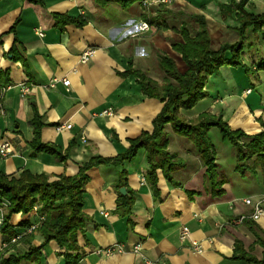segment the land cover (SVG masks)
Returning <instances> with one entry per match:
<instances>
[{"label": "crops", "instance_id": "0c3cea01", "mask_svg": "<svg viewBox=\"0 0 264 264\" xmlns=\"http://www.w3.org/2000/svg\"><path fill=\"white\" fill-rule=\"evenodd\" d=\"M240 1L0 0V71L8 74V82L0 88L9 87L0 97V141H8L12 149V155L0 158V173L18 177L28 171L44 174L49 181L62 175L74 177L91 159L113 160L141 133L150 135L163 103L145 96L132 73L138 72L161 87V57L171 59L183 73L186 65L174 46L183 43V28L189 38L195 37L198 19L205 22L211 51L224 44H240L242 66H224L208 76L203 88L206 97L184 115L194 119L208 114L220 117L232 131L247 136L261 133L264 70L255 67L264 61V26L260 31L246 29L241 36L236 16L221 17L219 9ZM242 11L262 16L264 0H247ZM53 15L82 20L83 25L56 27ZM141 23H146L148 30L140 32ZM86 48L93 54L82 64L80 56ZM63 79L69 80L67 88L61 84ZM52 80H56L54 87L49 88ZM22 87L28 90L25 94ZM35 116L42 124L40 141L65 159L33 152L29 143ZM164 132L166 149L176 156L180 167L166 176L156 170L155 196L146 183L148 165L143 149L119 165L102 163L85 171L81 211L87 222L76 236L77 264H144L129 251L135 244L143 257L157 264L260 261L264 176L259 171L236 172L235 150H228L220 139L218 147L212 145L223 183L213 189L191 141L172 133L169 125ZM122 183L129 191L125 196L118 189ZM245 199L261 202L263 214L257 220L239 221L252 213V207L243 203ZM36 221L31 211L12 215L9 225L17 232L19 224ZM182 227L189 232L185 240L179 237ZM6 238L0 231V244ZM192 242L199 244L200 253L193 250ZM42 243L43 238L33 234L30 242H20L7 255H24L32 247L40 248L39 256L21 264H63L64 249L54 241ZM116 244H124L127 251L96 253Z\"/></svg>", "mask_w": 264, "mask_h": 264}, {"label": "trees", "instance_id": "16d2710c", "mask_svg": "<svg viewBox=\"0 0 264 264\" xmlns=\"http://www.w3.org/2000/svg\"><path fill=\"white\" fill-rule=\"evenodd\" d=\"M37 2V0H29ZM247 0H241L231 6L221 5V17L236 16L240 25L239 33L244 35L246 29L260 31L264 26V15L252 16L245 14L242 7ZM54 25L60 27L66 24H74L77 27L83 25L82 20H75L65 15H53ZM199 28L193 38H189L183 28V43L176 44L175 50L181 55L186 65V70L180 73L173 61L167 57H161L159 67L164 73V83L158 87L155 83L146 79L142 74L133 72L137 79V84L141 92L149 97L157 99L163 103L161 111L153 120V131L149 135L145 132L135 140L130 141L129 149L119 157L111 159L93 158L87 165L79 167L78 173L74 177L59 176L54 181H49L44 174L33 175L28 171L21 172L18 177H8L0 173V203L6 202L3 222L0 231L7 234L5 241H8L17 232H13L9 225L12 215H26L37 206L36 217L42 216L44 219L36 229L35 234L43 238L42 246L49 241H54L64 249L63 264H77L79 260L76 236L81 232L87 218L83 215L82 209V189L87 182L85 171L91 167L102 163L121 164L123 161L131 160L135 157L139 149L145 151L148 169L145 174L146 183L149 185L153 195H156L155 172L160 169L165 176L171 171L180 167L176 156L169 154L166 134L164 128L170 125L173 133L179 137L191 141L197 150L200 160L206 168V178L213 189L220 188L222 181L217 174L215 164V154L213 145L209 139L208 131L216 128L221 141L228 142L235 150V171L239 173L259 171L264 176V121H261L263 131L254 136H247L240 131H232L222 121L220 117H213L208 114H201L196 119V124H189L179 115L178 110H190L199 100L206 97L204 83L208 76L216 73L224 66H242L239 60L241 46L239 43L224 44L218 51L209 49V38L205 22L198 19ZM264 38V36H263ZM256 70H264V61H260ZM8 74L0 71V87L8 82ZM33 139L29 143L34 153L46 152L65 159L54 147L43 144L40 141V129L42 124L37 116L32 120ZM125 188V184H119L118 189ZM128 194L129 191L127 190ZM219 191L217 194H220ZM119 198L125 199L120 196ZM37 222V221H36ZM29 226L27 222L19 224L20 229ZM33 235L21 240L30 242ZM15 246L11 247L13 249ZM6 249L0 258V264H21L23 261L34 259L40 255V248H30L24 255H7ZM6 254V255H4ZM246 261H253L245 259ZM255 264H264V244L263 258L260 261L254 260Z\"/></svg>", "mask_w": 264, "mask_h": 264}, {"label": "built area", "instance_id": "2783aa9c", "mask_svg": "<svg viewBox=\"0 0 264 264\" xmlns=\"http://www.w3.org/2000/svg\"><path fill=\"white\" fill-rule=\"evenodd\" d=\"M170 1L171 0H161V2H164V3H170ZM138 30L140 32L146 31V30H148V25L146 23H141L138 26ZM38 35L41 36V33H38ZM92 54H93V51L90 48H86L80 56V62L82 64L87 63L89 61V59L91 58ZM55 81L56 80H52L49 83L48 87L49 88L54 87ZM61 84L67 88L69 86V80H67V79L61 80ZM8 88L9 87L0 88V97H1V94H3V92L5 90H7ZM27 91L28 90L26 88H24V87L21 88L22 94H25ZM69 128H70V125H67L66 129H69ZM10 155H12V149H11L10 143L6 140H1L0 141V158H6V157H9ZM243 203L247 206L252 207V213L248 216L240 217L239 221H243L246 218L255 221L263 214V209L261 207L260 201L252 202L250 199H245V200H243ZM7 206H8V204L6 202L0 203V226L3 222V216H4V212H5V209ZM37 209H38L37 206H34L32 208V212L36 214ZM101 214L105 217L107 216V213H105V212H101ZM43 219L44 218L42 216L38 217V220L36 223L30 224L29 226L21 228L8 241H3L0 244V258L2 256V253L6 249H9V251H11L10 248L19 244L23 238L35 234L36 229L38 228L39 224L43 221ZM188 235H189L188 229L186 227H182L180 229V234H179L180 239L185 240L186 238H188ZM192 248L197 253L201 252V248H200L199 244L196 242H192ZM126 251L127 250L125 249L124 244H116L112 247L106 248L105 250H98L96 253L97 254L102 253L104 255H110L111 253L121 254V253H124ZM129 251L132 254L139 256L142 259L144 264H157V262L149 261L145 257L142 256V254L140 253L139 244H135V245L130 246ZM6 254H4V255H6Z\"/></svg>", "mask_w": 264, "mask_h": 264}, {"label": "rangeland", "instance_id": "374dc122", "mask_svg": "<svg viewBox=\"0 0 264 264\" xmlns=\"http://www.w3.org/2000/svg\"><path fill=\"white\" fill-rule=\"evenodd\" d=\"M250 74V73H249ZM188 110H184V109H179L178 110V115L184 120V121H186L187 123H189V124H196L197 122H195V119L199 116H197L196 118H194V119H188V118H186V116L184 115V113L185 112H187ZM170 126V125H169ZM170 128H171V126H170ZM212 130H211V132H210V134H209V139H210V141L212 142V144L215 146V147H218L219 146V144H220V135H219V132H218V130L216 129V128H211ZM171 131H172V129H171ZM210 131V130H209ZM208 131V132H209ZM172 133H173V131H172ZM167 139V138H166ZM224 146H226L227 148H228V150L230 149V148H233L228 142H224V144H223ZM234 149V148H233ZM231 159L229 158L228 159V161H230Z\"/></svg>", "mask_w": 264, "mask_h": 264}, {"label": "water", "instance_id": "95a60500", "mask_svg": "<svg viewBox=\"0 0 264 264\" xmlns=\"http://www.w3.org/2000/svg\"><path fill=\"white\" fill-rule=\"evenodd\" d=\"M119 193H120L121 195L125 196V195H126V190H125V188H120V189H119Z\"/></svg>", "mask_w": 264, "mask_h": 264}]
</instances>
